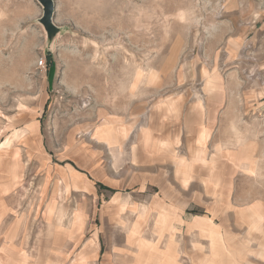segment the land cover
I'll return each mask as SVG.
<instances>
[{
	"label": "rangeland",
	"instance_id": "obj_1",
	"mask_svg": "<svg viewBox=\"0 0 264 264\" xmlns=\"http://www.w3.org/2000/svg\"><path fill=\"white\" fill-rule=\"evenodd\" d=\"M54 1L0 0V264H264V0Z\"/></svg>",
	"mask_w": 264,
	"mask_h": 264
},
{
	"label": "bare ground",
	"instance_id": "obj_2",
	"mask_svg": "<svg viewBox=\"0 0 264 264\" xmlns=\"http://www.w3.org/2000/svg\"><path fill=\"white\" fill-rule=\"evenodd\" d=\"M31 130L33 131V133L36 132L35 127H31ZM205 137H206V135L204 136L203 140H205ZM186 166L187 165H185L183 163H180L179 166H178V169L182 170ZM162 221H163V224L160 223L161 227H162V232L168 231V230L173 231V229L170 227V225L168 223V219H166L164 217V219H162L161 222ZM197 222L206 223L211 228L209 236H212V234L215 235L214 230H216L217 227H215V226L213 227L212 223L209 222L207 219H198ZM259 222H260V218L259 219L257 218L256 224H255L256 226H254V227H258L259 228V226H260ZM172 244H173V238L171 237L170 243H169L168 248L166 249V251H163V252L160 251V253L158 252L160 255L168 257V262H167L168 264H175L174 258L176 257V253L173 250V247H172L173 245ZM141 246H142L143 249L144 248L147 249V251L150 252V253L153 252V251H157L159 249V248L158 249H156V248L153 249L150 246V242H147V241H142ZM218 246H219V244L215 240V242L212 243V248H213L212 250H214L213 254L211 256H208L207 258L203 259L199 264H224L225 263L224 259H226L225 257L226 256H231V253H230V251H228L229 249L221 250ZM244 255H250V253L246 251L244 253ZM259 257L264 261V250H261ZM136 258L137 259H142V257L140 258V256H138V254L136 255ZM146 260H148V259H146ZM232 264H237V262L234 261Z\"/></svg>",
	"mask_w": 264,
	"mask_h": 264
},
{
	"label": "water",
	"instance_id": "obj_3",
	"mask_svg": "<svg viewBox=\"0 0 264 264\" xmlns=\"http://www.w3.org/2000/svg\"><path fill=\"white\" fill-rule=\"evenodd\" d=\"M43 9L39 23L43 26L48 40L52 41L61 32V28L54 22L56 3L54 0H37Z\"/></svg>",
	"mask_w": 264,
	"mask_h": 264
},
{
	"label": "crops",
	"instance_id": "obj_4",
	"mask_svg": "<svg viewBox=\"0 0 264 264\" xmlns=\"http://www.w3.org/2000/svg\"><path fill=\"white\" fill-rule=\"evenodd\" d=\"M177 256V262L178 264H181V260H180V256H178V254L176 255ZM204 258L200 259V260H196L194 261L195 264L199 263L201 260H203Z\"/></svg>",
	"mask_w": 264,
	"mask_h": 264
},
{
	"label": "trees",
	"instance_id": "obj_5",
	"mask_svg": "<svg viewBox=\"0 0 264 264\" xmlns=\"http://www.w3.org/2000/svg\"><path fill=\"white\" fill-rule=\"evenodd\" d=\"M100 187H102V188H106V189L110 190L111 192H116V190H113V189H111V188H108V187H106V186H104V185H100Z\"/></svg>",
	"mask_w": 264,
	"mask_h": 264
},
{
	"label": "built area",
	"instance_id": "obj_6",
	"mask_svg": "<svg viewBox=\"0 0 264 264\" xmlns=\"http://www.w3.org/2000/svg\"><path fill=\"white\" fill-rule=\"evenodd\" d=\"M41 65H43V61H41Z\"/></svg>",
	"mask_w": 264,
	"mask_h": 264
}]
</instances>
